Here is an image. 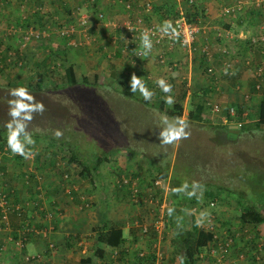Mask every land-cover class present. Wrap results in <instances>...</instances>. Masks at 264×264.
Returning a JSON list of instances; mask_svg holds the SVG:
<instances>
[{
  "label": "rangeland",
  "instance_id": "obj_1",
  "mask_svg": "<svg viewBox=\"0 0 264 264\" xmlns=\"http://www.w3.org/2000/svg\"><path fill=\"white\" fill-rule=\"evenodd\" d=\"M83 1L86 0H0V69L4 74L6 73L11 77L10 86H0V144L2 142L4 143L3 148L0 149V206H3L6 203L3 208L0 207V211L2 209L5 211V217L0 218V264H65L66 258L70 256L73 260V263L71 264H80L85 254H83L79 249L69 252L63 246L66 241L71 242V237H74L73 239L77 240V242L81 240L78 236H72L75 235L76 231L79 233L82 232L85 235L82 237V240H89V243H92L91 237H88L86 234L91 228L97 227L100 220H103L98 212V208L101 207L100 204H97L98 207H94L96 203L89 204V208H86L83 204H81L91 202L90 200L81 199V196L88 195H86V192L80 186V177L75 178L76 175L79 176L82 170L80 165L89 166L94 164V161L98 156L103 158L105 157L106 167L108 166L109 168H113L114 172H116L115 175L117 177L113 176L116 182L117 179L120 181L119 177L122 176L124 179L129 180L130 183L135 184L134 189L135 191L138 190V194L136 195L135 200L131 199V203H133L134 206H137V210L135 209L133 214L135 213L136 219H141L143 221L142 225H146L147 227H151L152 224L150 223L154 220L153 225L155 226V230L157 232L154 238L143 237V241L156 246L157 254L160 255V258L153 260L151 264H168L174 256V248L171 244L172 236L169 234V232L172 231V226L169 222L170 218L166 212L168 209L167 198L171 190L169 184L170 181L168 180V183L166 180L165 183L162 184L165 193L163 190L159 191L160 188L156 189L152 182L158 180V172H156L157 170H155V167L150 161V155L153 154L155 155L156 161L159 162L158 156L159 159L162 160L161 155L164 153L168 154V150L162 144H159L161 142L158 137L152 138V136L146 133L143 134V132L139 130H135L134 136L129 138L127 120L119 117V100H112L111 102L106 103L102 98L104 92L95 86L97 81L95 82L94 77L98 79V84L109 86L116 92L121 91L123 86L130 89V77L127 78V74L124 76V72H128L127 70H129L130 66L124 68L123 70L118 69L120 65L115 64L116 60H114L115 57L113 55L115 52L114 45H110V49H108L102 41L99 42V24L101 23L99 15L101 14H99L98 10L100 7H97V3L95 4V1L93 2V7L85 9L86 6L83 5ZM231 1L234 0H224L225 7H233V4L230 3ZM236 1L241 2V0ZM253 2L254 1H252V3ZM188 4L190 5V3ZM67 9L69 10L68 15L66 14ZM244 9H246V7H244ZM252 9H254L253 12L255 13L256 19L257 17H264V7H252ZM259 10L261 11L259 12ZM35 11H38L41 14L40 16H44V20H50V23L46 24V30L42 31L45 39L43 41H41V39L37 40V33L30 32V30V36L25 37L23 40L21 39V43V40L17 35L11 34L16 17L20 15L23 19H25V17L28 16V19L34 22L36 18L34 15ZM182 11L189 19L191 18L188 11L184 9H182ZM217 13H220V11ZM222 13L225 14L223 16L239 15L234 12L226 13L225 11H222ZM123 14L124 13L122 12L120 15L122 16ZM60 16L68 19H62ZM83 16L88 19L86 36L90 39L89 44H82L84 45L82 47L77 46L68 48L66 45L65 48L62 47V41L64 40L61 39L62 37L59 36V34H56V36L54 35L57 27L63 29L68 26H74L77 29V37L75 41L80 40L82 43L84 39L80 35L78 19ZM130 16L132 15L126 14L124 20H131L127 19L130 18ZM192 20L195 23H198L196 17ZM201 20L203 21L201 25L206 27L211 26L209 19L206 20L205 18H202ZM216 20L223 21V18L218 17ZM250 24L252 26L254 25L253 30L256 33L251 37H256L259 34L264 35V25H261V23L256 25L255 22ZM223 25H220L221 28H214V39L219 37L216 35L217 32H224L228 30ZM37 31H39V29ZM102 35L106 36L107 34L101 33V37ZM29 38H35L36 41L31 42V39ZM106 40L108 44L112 42L110 38ZM248 49L250 50L247 54L252 57V59L247 60L248 64L246 66L243 63L244 61L240 59L238 65L239 68L235 69L236 73H238L236 80L234 77L230 79L226 77L221 78V80H226L227 83L232 85L233 97H236L240 104L246 103V107H250L251 105L255 106L261 97H264V82L259 83L260 87L257 89L255 87V83L258 81L255 80L254 76L255 67L264 63V46L259 45L254 48L253 46H248ZM174 50L175 49H173L171 53ZM151 51L154 54L148 56V59L152 58L153 63L158 69H163V72L166 71V75H164L166 76L165 79L172 81L173 85L176 87L173 88L171 93L174 103L172 105L166 104V94L157 93L154 90L156 84L154 83L152 86L149 82L150 85L148 89L154 93L152 99L147 101L151 108H145L140 102H135L133 100L130 102L128 100L127 103H130L128 109H130V111H125L124 115L130 116L131 112L134 121L135 116L139 117V112L147 113V115L150 114L154 119V122H156L161 128V122L164 117H167L169 120L172 119L168 116L167 111L171 110L173 105L181 100V95L184 90L182 89L183 86L180 82L183 81L182 77H185L184 71H186V66L177 65L174 69L173 63L172 65L167 64V54L165 55L163 63L157 60L160 54L165 53L164 48L157 51L158 55L156 58L154 56L156 52L154 50ZM63 52H65L64 55ZM103 52L105 54H103ZM210 52L212 51L210 50ZM16 53L17 55H15ZM54 53H56V55H53ZM199 54V56L202 55L201 53ZM203 55H205V53H203ZM17 56L20 59H17ZM48 56L51 57L48 58ZM137 56H142L141 50L138 51ZM139 61H132L134 66H132L129 70L130 72L135 70V73H137L139 69L135 68L140 66ZM223 61L228 60L224 59ZM18 62L21 63V66L17 65ZM68 66H72L74 68L79 81L78 85L75 87H69L65 82L64 70ZM203 66L204 65H200L199 67L204 71L206 68ZM164 67L166 68L164 69ZM216 68L218 71L220 70L219 67ZM120 71L122 75H119ZM157 72L159 73V71ZM176 72L180 75L173 78V75ZM38 74L43 77L42 85L45 87L43 88L45 89L43 91H37L34 87V84L37 83ZM231 75L233 76L234 73ZM138 77H143L144 82L148 81L144 75H140ZM149 77L151 79H155L160 77V75H152ZM237 86L239 88H236ZM17 87H26L29 93L33 94L38 101H42L45 105V111L43 114L34 113V118L29 124L28 130L31 132L33 139L35 140V145L30 147L35 155L28 159L19 155H13L7 147V130L4 125L10 119L8 116V101L13 99V97L9 95V91ZM246 94H249L250 97ZM116 95H118V93ZM134 95L135 97L137 96L136 98L139 96L140 98L138 99H143L139 92ZM248 98L252 100L249 102L246 101ZM185 99V105H183V107L186 108L183 114V119L188 123V129L186 130L190 132V137L188 139H182L178 143L169 146L171 149V154H169V176H171L173 168L175 171H178V169L183 170V160L196 156L200 157L199 164L210 167L211 172L213 173V178L216 177V183L229 187L231 191L233 190V192L246 190L245 186H243V182L239 181L238 178L243 180L240 178L241 173L246 169L250 170L253 166L257 167L259 170H264V143L259 145V143H257L258 141L254 138L253 140H251V138L247 139L245 142H243L242 139H228L227 137L226 138L228 140H226L225 136L221 135V133L217 131L212 136L204 134L203 131L198 132L195 126L197 121L194 124H190V120H188L187 115L189 112L195 111L194 106L199 101L200 104L203 102L204 105L207 101L215 103L213 95L204 93L201 94L199 99H191L189 101H185ZM161 101L164 102V107L160 110L159 103ZM213 105L215 104H211L210 106L208 105L207 107L205 105V108L203 107L202 109H207L209 111L208 108H213ZM224 110L225 107L221 106L219 110L220 112L215 113L217 115V119L220 117L219 113ZM202 113L198 115V117L203 120H201V123H204L205 125L212 124L213 126L220 125L219 123H214L208 120L210 118V114L204 112L202 115ZM143 118L147 120L148 117L144 116ZM123 121L124 123H121ZM57 129L63 133L62 137L59 139L54 136V132ZM139 137H142L143 139ZM131 138L139 140V143L143 144H132L130 141H133V139ZM143 140H145V143ZM229 140L232 142H229ZM154 143L156 146L153 149L152 146ZM132 147L133 149L135 148V151L130 150ZM72 154L77 157L79 156L80 160L76 159L74 162H68ZM43 156L57 159L56 166L53 167L52 170L56 180L61 179L56 175L58 174V171H62L64 172V175L68 174L70 176L72 174L71 176H73L74 180L79 181L80 187L77 189L76 193L71 192V189L67 187L64 188L67 192L61 193L59 190V193L54 194V196H52L50 192H45L46 195L44 194V190L47 188L45 184L48 182V179H50V176L47 175L50 174L51 171L44 172L34 170V166L38 165ZM127 157L129 158L130 163L126 161ZM66 162H68V164ZM132 163L147 166L140 168V165H137L132 168ZM2 168H4L5 171L2 170ZM100 170H102V173H105L104 168H101ZM262 172L264 171H261V173ZM4 174L14 175L15 180L10 181V184H8L9 180H7V183H4ZM2 175H4L3 178L1 177ZM24 176L25 179H28L31 176L36 178L35 189L30 188V191L26 192V189H24L26 187L25 184L33 186L34 181H28V183L25 181V183L22 182L24 185L23 188L21 186V181L24 180ZM141 177L144 179V182L140 185ZM185 179L188 178L186 177ZM189 179L192 181L191 178ZM245 179V185L249 188L250 195L253 196V192L257 188L259 178L256 175H251L245 176ZM130 185L131 184H129V186ZM8 187L14 188L15 192L8 195L6 193ZM110 189H112V191L115 190L118 194V190H116L118 189L117 187H111ZM108 193L109 191L106 189L105 194L107 195ZM221 193L225 200L222 201L221 204L217 202V205L213 208L209 205L201 208L200 206L203 205V201L201 199V195L197 194V205L193 208L187 207L185 210V217L188 219L190 215H194L197 225L201 229H205L207 226L206 220L212 213L214 214L215 219L211 221L210 224L213 225L218 221L221 223L225 222V228H228L230 232H242L241 241L239 243L236 242L237 244L233 251L235 252L236 257L232 255V258L235 257L237 262H244L246 252L251 250L246 248L248 245L245 241L247 239L246 235L250 233V228L243 227L240 224L239 217L242 209L237 205V196L234 193L228 194L225 190H222ZM57 196L60 197L62 203L67 201L68 204H74L72 213L71 211L69 213L63 211L62 214L65 215L64 217L60 214L57 208H53L51 206L52 201H57ZM19 198L23 203H18V208L13 207V200H17ZM71 198H73L72 201L70 200ZM256 198H259V195H257ZM75 200L78 201L75 202ZM8 205L9 208H16L18 211L23 209L26 214L27 208L35 209L33 212L34 215H38L40 210L43 212L45 206L47 210H44V213L38 215L37 217V222L42 219L41 223L43 226L39 228V226L35 225L36 222H33L30 218L26 219V217L23 218L21 214L19 215L11 213L10 211L8 212L5 209ZM133 205H131L132 208L134 207ZM111 206L112 204L108 203L107 207L109 210L114 209ZM89 213H91L89 217L93 221L90 225L86 219ZM156 216L158 217L157 220H155ZM72 219H75L78 223L81 221L85 226H80V230H77L74 226L75 222L72 221ZM24 220L28 223V225L24 226V228L29 227L31 229V232H28L26 235H24L20 230V221ZM69 220L71 223H69ZM83 220L88 224H85ZM108 224H110V222ZM129 225L131 224H127L128 227ZM164 226L168 227V229L166 230ZM260 226L261 225L257 227V229L260 228V230H258L259 237H261V234L264 235V226ZM141 227L142 226L138 223L137 228ZM55 228L57 231H55ZM38 229L41 230L35 231ZM14 231L18 234L17 239L13 236ZM52 233H54L55 236L53 239L59 238L65 240L63 246L57 247L56 240H51ZM61 233H64L65 237L61 238ZM123 234L126 235L125 232H123ZM34 239L39 241L41 247H44V252L40 254L35 253V251L30 253L26 252L28 250V242ZM244 242L245 246L243 247L242 245ZM258 243L260 242L258 241L257 245ZM93 244L96 245V242H93ZM132 248L134 250H138V252L148 250L146 249L147 247L140 249H135L136 247ZM240 253L244 254V260L239 259ZM126 258L127 257H125L123 261L116 259L111 260L109 258V260L107 259V263L126 264ZM27 259L28 262L25 263V260ZM127 262L132 264L130 259L129 261L127 259ZM107 263L106 260L99 262V264Z\"/></svg>",
  "mask_w": 264,
  "mask_h": 264
},
{
  "label": "crops",
  "instance_id": "obj_2",
  "mask_svg": "<svg viewBox=\"0 0 264 264\" xmlns=\"http://www.w3.org/2000/svg\"><path fill=\"white\" fill-rule=\"evenodd\" d=\"M95 1H94L95 4L97 3V7H100V9L98 10L99 14H103V20L99 24V33H100L98 34L99 42L102 41L105 44V47L108 49H110L109 47L110 45H114L115 52L113 55L115 57L114 60H116L115 64L120 65L118 67L119 70H123L124 68H127L129 66H130L129 67V70H130L132 66H134L133 62L135 60L136 61L140 60L139 61L140 66L138 68H135V69H139L137 73H135V70H132V71L137 76L144 75L145 78H147L148 81H145V83L148 88L150 85L149 82L153 86L154 80L160 77L165 79L166 76L164 75H166L165 74L166 71L163 72V69H158L153 63L152 58L148 59V56H150L151 54L152 55L154 54L152 51L147 57L143 55L140 57L137 56L138 51L140 50L143 51L140 48V44L138 45L134 44L133 46H129V48L126 51H124L123 49L125 45L124 34L123 32L115 29L114 27L117 24H121L124 21H126L124 20V17L126 14L132 15L130 16V18H127V19L132 20L133 18H136L139 16V17H143L145 22H153V23H159V24H163L166 19L172 18L173 15L175 14L177 15L179 11H181L182 9L188 11L191 17L193 18L196 17L198 24L200 26H203L205 29L204 34H201V36L196 40V42L190 48L177 46L172 53L166 52L167 54L166 58L168 61L167 64L172 65L173 63L174 69L177 67V65L186 66L185 68L186 71H184L185 77H182L183 81L180 82L183 86L182 89L184 90V93L186 92L185 101L186 100L189 101L191 99L193 100L199 99L201 94H204V93H208V95L212 94L213 100L215 101V103L209 101L205 104L206 107L208 106V104H215V105H219L220 107L221 106L225 107V110L219 113L220 117H218V119L216 118L217 115L215 114L217 113V111H214L212 108H208L210 112L207 109H202L201 113L203 112L202 115L204 114V112L207 114H210V118L208 120L214 123H219L221 126L226 127L227 129L230 130L231 125H227L230 121L226 119L227 118L226 108L229 106L231 107V105L234 103L240 104V102L236 99V97L234 98L232 95V85L227 83L226 80L224 81L221 80V78L228 77L225 74L226 73L225 67L233 69V71H235L236 73L235 69L239 68L238 65H239L240 59L244 61L243 63L245 66L248 64L247 60L252 59V57L248 56L247 54L248 51L250 50L248 49V46H250L249 39L252 35H255L256 33L253 30L254 25L252 26L250 23L255 22L256 25H259L260 23L261 25H264V17H257L258 19L257 20L255 18V13L253 12L254 9H252V7H264V0H241V2L236 1V0L231 1L230 3L233 4V7H231V9L234 10L232 12L239 14V15H232V16H223L225 14L222 13V11H224L227 8L225 7L224 0H95ZM145 1H148L150 3V7H151L150 15L144 12L143 7H144ZM252 1L254 2L252 3ZM126 3H130L131 5L130 11H126L125 7H123ZM188 3H190L191 6ZM83 5H86L85 9H87L88 7H92L93 3L83 1ZM244 7H246V9H244ZM261 10H259V12ZM218 11H220V13H217ZM122 12L124 14L121 16L120 14ZM66 14L67 15L69 14L68 9H67ZM60 17L62 19L65 18L62 16ZM218 17H222L223 21L216 20ZM202 18H205L206 20L209 19L211 26L206 27L204 25H201V23H203V21L201 20ZM65 19H68V18H65ZM220 25L225 26L228 30L224 32L221 31L222 32L221 37H217L214 39L213 38L214 36L213 34L215 32L214 28L215 27L221 28ZM247 25L249 26V28ZM101 33H106L107 35L106 36L102 35L101 37ZM82 38L85 41L86 37L84 35H82ZM109 38L112 40V42L108 44L106 39H109ZM219 38H222V39H219ZM159 49L161 50V48L154 47V46L152 47V50L156 52V54L154 55L155 58L158 55L157 51ZM204 49H206L205 55H203ZM209 49L212 52H210ZM199 53H201L202 55L199 56L200 55ZM103 54L105 53L103 52ZM224 59H227L228 61H223ZM200 65H204L203 67L206 68V70L204 71L201 70L199 67ZM216 67H219L220 70L218 71ZM165 68L166 67H164V69ZM129 70H127L128 72H124V76H126V74L128 75L127 78L129 77L131 78V75L133 73V72H130ZM157 71H159V73ZM151 74L153 76L160 75V77L151 79L149 77V76H152ZM119 75H122L121 71L119 72ZM178 75L180 74L176 72L173 75L174 76L173 78H175ZM165 80L168 83H170L173 86V88H176L173 85L172 81H168L167 79ZM236 88H239V87L237 86ZM154 90L157 93L162 92L161 89L157 85H155ZM246 95L250 97L249 94H246ZM138 98L140 97L138 96ZM139 100H144V99H139ZM251 100L252 99L248 98V101H251ZM183 105H185V102ZM199 105H200V101L196 103L194 108L196 109V107ZM203 107L205 108V106ZM183 108L185 111L186 107H183ZM202 121H200L199 124L202 125V127L206 126L204 123H201ZM191 123L193 122L190 120V124ZM126 161L130 163L128 157ZM56 162H57V159L55 158L53 159L52 157L49 158L47 156H43L42 160L38 163V165L34 166V170L36 171H44V172L51 171V173L47 175V176H50V179H48V182L45 184L47 188L45 189L46 191L43 189L44 194L45 192L46 193L50 192L52 196H54V194L59 193V190L61 191V193L67 192V190L66 191L64 190V188H67V187L71 189V192L76 193L77 189L81 186V188L86 192V195H88V196H81V199L90 200L91 202V203H81V204H83L84 207L86 208H89V204L96 203L94 207H98L97 204H100L101 207L98 208V212L100 214L101 219H103V220H100V222H98L97 227L91 228L87 234L85 233L88 237H91L92 243H89V240H85V239H83L84 240L83 241L82 237H84L85 235L82 232L79 233L78 231H76L75 235H72V236H78V238L81 240L77 242V240L73 239L74 237H71V242L66 241L65 245L63 246V243L65 242V240L59 239V238L53 239L55 236H54V233H52L51 240L52 239L54 241L56 240L57 247L63 246L69 252L74 251L76 249L81 250L82 253L85 254L81 260L82 264H99V262L102 260H106V263H107V259L109 260V258H112L111 256L112 250L106 249V248L104 249L103 247V251L105 255L104 257L99 259L97 258V255H98L97 252H100V251H98L97 243L95 245L93 244V242H96V237L99 231H102L104 228L109 229L110 227L119 228L121 229L122 233L123 232L126 233V235L123 234L124 245L125 247L128 248V254L124 256V257H127L125 259L126 264H129V262H127V259L129 261V259H132L133 255L138 252V250H134L132 247H136L135 249H140L144 247L145 248L147 247L146 249H149L152 247L151 244L143 241V238L141 237L140 232L137 229H134L132 227V222L136 219L135 217L136 214L135 213L133 214V211L135 209L137 210V206L136 205L134 206L133 203H131L132 201L130 199V194L127 189L118 188L116 186L115 183L119 181L117 179V182H116V180H114L113 178V176L117 177L115 175L116 172H114L113 168H109L108 166L106 167V161L105 162L103 161L101 163L99 170L96 173L97 175L95 174L93 176L84 177L81 175L82 171L80 172L79 176L76 175L75 178L80 177L81 179L80 186H79V181L74 180L73 176H71L72 175L71 173H70L71 174L70 176L68 174H66L67 175L66 176L64 175V172L58 171V174L56 176H58L61 179L56 180L55 175L52 173L53 167L56 166ZM68 162L66 163L68 164ZM137 165H140V168L147 166L143 164L132 163L131 167L133 168ZM80 167L81 169H83L84 166L80 165ZM101 168H104L105 173H102V170H100ZM63 175H64V179H63ZM25 176H24V179H25ZM35 179L36 178L34 177L33 186L25 184L26 185L25 188H24V185L22 184L24 180L21 181V186L24 189H26V192H29L30 188L31 189L36 188ZM143 180L144 179L141 177L140 185L141 183L144 182ZM166 180L170 181V176L167 177L165 181ZM29 181H32L30 177H29ZM74 183L76 184V186ZM111 187L113 188L117 187L118 189L116 190H118V194L115 192V190L112 191V189H110ZM170 187H171V184H170ZM106 189H108L109 191L107 195L105 194ZM40 192H41V188H40ZM57 197H58V199H56L57 201H52L51 206L53 208H57L61 215H63L62 214L63 211L67 213L71 211L72 213L74 204H68L67 201L65 203H62L60 197L59 196ZM70 200L72 201L73 198H71ZM77 201L78 200H75V202ZM20 202L22 201L19 198V203ZM108 203H111L112 204L111 207L114 209L109 210L107 207ZM103 205H104V208H103ZM131 205H133L134 207L132 208ZM26 210H27V214L25 215L26 219L30 218L31 220H33V222H36L35 225L41 228V226H43L41 223L42 219H40L37 222V217L38 215L44 213V210L45 211L47 210L46 207L44 206L43 212L42 210H40L38 215L33 214L35 209L27 208ZM90 214L91 213H89L86 217L89 225L92 224L93 222L92 219L89 217ZM63 216L65 217V215ZM72 221L75 222L74 226L76 227L77 230H80V226H85L81 221L79 223L76 222L75 219H72ZM87 222L84 221L85 224H88ZM109 222L110 224H108ZM69 223H71V221ZM127 224H131V225H129L128 227ZM222 224L226 225L225 222H222ZM261 226H264V224H261ZM165 228L166 230L168 229V227H165ZM258 230H260V228ZM55 231H57L56 228H55ZM172 233H173L172 231L169 232L170 235H172ZM246 236L247 237L251 236V233H248ZM60 237L61 238L65 237L64 233H61ZM261 237H264V235L261 234ZM27 247H28V250L26 252H29V253L32 251H35V253L40 254L45 251L44 247H41L39 241L36 239L32 241L30 240V242H28L27 244ZM246 248H250V246L249 247L247 246ZM253 250L254 251L252 252V255H254L257 260L255 261L251 260V254H250V251L248 250L245 254L246 255L245 261L237 262L235 258L236 257L235 252H233L232 255L235 257L233 258L232 264H264V244L258 243V245L255 246V249ZM120 261H123V260H120ZM71 263H73L72 257L71 256L67 257L65 264H71Z\"/></svg>",
  "mask_w": 264,
  "mask_h": 264
},
{
  "label": "trees",
  "instance_id": "obj_3",
  "mask_svg": "<svg viewBox=\"0 0 264 264\" xmlns=\"http://www.w3.org/2000/svg\"><path fill=\"white\" fill-rule=\"evenodd\" d=\"M34 15L36 16L35 18L36 21L34 20V22L30 21L28 19V16L25 17V19H23L22 16L18 15L13 25V31L11 32V34L17 35L18 38H20V40L21 39L23 40L25 37L30 36L29 34L30 30H31L30 32L39 33V35H41L42 31L46 30L47 28L46 24L50 23V20L49 21L44 20V16H40L41 14L38 11H35ZM176 17L177 15L175 14L173 15L172 19ZM192 19L193 17H191L188 20L192 22L193 21ZM38 29L39 31H37ZM56 30L54 33L55 36L56 34H58L56 33ZM29 39H31V42L36 41L35 38H29ZM39 39L43 41L45 38L42 36H39L37 40ZM61 39L64 40L62 41L61 46L65 48V45H66V47H68L67 37L64 35ZM22 40H21V43H22ZM64 54L65 52H63V55ZM15 55H17V53ZM53 55H56V53H54ZM50 57L51 56H48V58ZM17 59H20V58L17 56ZM17 65L21 66V63L18 62ZM256 71L257 69L255 67L254 74H256ZM225 72H226L225 74L228 76L227 78L230 79L234 77L236 80L237 73H235L233 69L225 67ZM232 73H234L233 76L231 75ZM64 77H65V82L68 84L69 87H75L79 83L76 73L74 71V68L72 66H68L64 70ZM10 78L11 77L8 74L6 73L4 74L2 70L0 69V86H3V87L10 86L11 85ZM37 78H38L37 83L34 84L35 90L37 91L45 90L43 89L45 87H43L42 85L43 77L38 74ZM261 78H264V76L259 77V79ZM94 79H95V82L97 81V83H95V86H97V88L101 89L104 92V95L102 98L106 103H109L112 100H117V99L119 100L120 102V107H119L120 116L119 117H122L124 120H127V130H129L128 132L129 138L134 136L135 130H139L143 132V134L146 133L152 136V138L158 137V134L161 128L160 126H158L156 122H154V119L151 117L150 114L147 115V113L139 112V117L135 116L136 120L134 119V121H133V116L131 115V112H130V116L124 115L125 111L127 112L130 111V109H128V106L130 104V103L129 104L127 103L128 100L130 102L132 100L135 102L136 101L140 102L142 103V105H144L145 108L150 107L147 101L139 100L138 98L135 97L133 93H131L130 89L124 86L121 91L116 92L109 86H106L104 84H98V79L96 77H94ZM259 83H260L259 81L255 83V87L257 84L259 85ZM255 87H254V90H255ZM117 93L118 95H116ZM160 93H163V92H160ZM184 99H185V93L183 92L181 95V100L178 103L174 104L171 110L167 111V114L170 118H174L177 116H181V117L183 116ZM201 103L202 104L196 107L195 111H191L187 115L188 120L193 121V124L196 121H198L197 123H195L196 129L198 132L203 131L204 134L212 136L217 131V132H220L221 135L225 136V138L227 137L228 139L230 138H236L237 140L242 139V141L245 142L247 139L251 138V140H253L254 138L256 141H258L257 143H259V145H261V143H264V97H261L260 101L256 103L255 106L251 105L250 107H246L245 106L247 105L246 103H243V104L234 103L232 105L230 104L231 107L236 112V119L238 121H241L242 123L241 128L239 129V133L236 135L230 133V131L226 127H223L221 125H217V126L206 125L202 127V125L199 124V122L201 121V118L198 117V115L201 113L202 108L205 105L203 102ZM162 107H164L163 101L159 103L160 110ZM229 108L230 106L227 107L226 109H229ZM144 116L148 117L147 120L143 118ZM121 123H124V121ZM0 138H1V135H0ZM139 138H142V137H139ZM227 138L226 140H228ZM131 139H133L134 141V142L130 141L132 144H137V145L143 144V143H139V140H134V138H131ZM143 142L145 143V140H143ZM229 142H232V141L229 140ZM3 144H4L3 142L0 144V149L3 148ZM159 144L161 145L162 143H159ZM155 146L156 144L154 143L152 148L154 149ZM163 146L167 148L168 154H165V153L162 154L161 155L162 160H160L158 156L159 162L156 161L155 155L152 154L150 155V161L155 167V170H157L156 172H158L157 174L158 180L165 181V179L169 177V173H170L169 172V169H170V160H169L170 155L169 154H171V149L169 146H172V144L163 145ZM134 149L133 147L130 148V150L132 151H135ZM76 159H79V156L77 157L76 155L72 154L69 161L74 162L76 161ZM103 161H106V158L98 156L95 159L94 164H91L89 166L82 165L84 167L81 170L82 171L81 175L84 177L95 175L98 172L99 167ZM199 161H200V157L193 156L192 158L183 160L182 167L184 171L180 169H178V171H175L174 168H173V171H171V176H170L171 190L167 198L168 209L166 212H167L168 217L170 218L169 222L172 226L171 229L173 233L171 235L172 236L171 244L174 248V256L173 258H171L169 264H200L199 254L203 253L204 251L209 250V248L212 246H215L216 248H218L219 245H222L218 240L216 239L215 241L213 240V235H214L213 232H207L201 229L197 225V221H196V218H194V215H190L188 219H186L185 217L186 208L187 207L193 208L195 207V205H197V201H198L197 194L201 195L203 205H201L200 207L202 208L206 205H209L210 203H214V205H217V202H219L221 204L222 201L225 200L221 193L222 190L223 191L225 190L226 192H228V194L234 193L237 196V199H238L237 205L240 206L242 209L241 215L239 217L240 224L243 227H246V228L249 227L250 228L249 232L250 233L252 232L251 236L247 237L246 244L250 246L249 249H251L250 250L251 260L252 261L257 260L255 256L252 255V252L254 251L253 249H255V246L257 245L258 241L261 244H264V237H259L258 232H257L258 231L257 227L261 224H264V172L261 173V171H264V170H259L257 167L253 166L250 170L246 169L245 171H243L240 175V178L243 180H240L239 178L238 180L243 182V186H245L246 190L241 191V192H233V190L231 191L229 187L222 186L221 184L216 183L215 182L216 177L213 178L212 176L213 173L211 172L210 167L199 164ZM2 170H4V168H2ZM4 175H2L1 177L3 178ZM251 175H256L259 178V181L257 183L258 184L257 188L253 192L254 195L252 194L253 196L250 195L249 188L245 185V182H246L245 176H251ZM186 177L188 179H185ZM189 178H191L192 181H190ZM4 179H5L4 183H7V180H9L8 184H10V181L14 180L15 176L6 174ZM30 179L33 180L34 176H31ZM24 181L28 183L29 178L24 179ZM153 183L154 182H152V184ZM185 184H187V188L180 192H177V190L181 189L182 186ZM116 186L118 188L127 189L130 194V199H131L130 187L121 185L119 181L116 183ZM12 192H15L14 188L8 187L6 193L9 195ZM189 193H191V195H189ZM257 195H259V198H256ZM18 203H19V199L13 200L12 206L17 207ZM12 210L14 211L15 209H12ZM170 210H171V213H170ZM20 212H21L22 217L25 218L26 213L23 211V209H21ZM16 213H18V210H16ZM157 219L158 217L156 216L155 220ZM141 221H142L141 219H135V221L132 223V227L134 229H137L140 232V235L142 236V238L143 237H148V238L153 237L154 238L157 233L155 230V226L153 225L154 220L150 223L152 224V226L148 227L147 231L144 232V234L142 233L141 228H137V226L135 225V223L137 224L139 223L140 225H142L143 221L142 222ZM27 225L28 223L26 222V220L20 221V230L22 231L23 230L22 228H24V226H27ZM216 228L217 230L215 229L216 231L214 230V233L215 235L216 234L218 235V237L221 239V242L225 240L224 239L225 236H227L226 238H233L234 242H233L232 249H234L235 245L241 241L242 232L241 233H239L238 231L230 232L228 228H225V224H222L220 221L217 222ZM28 229L30 228L28 227ZM36 231H39V230H36ZM13 236L15 239H17L18 234L14 231ZM96 243L98 246V251H100V252H97L98 254L97 258L99 259H101L105 255L103 251V247L104 249L106 248V249L112 250V253L116 251V254L114 255V257L110 258L111 260L112 259L123 260L125 258L124 256L127 255L128 248L125 247L124 245L123 233L121 229L119 228L110 227L109 229L104 228L102 231H99L96 237ZM242 246L243 247L245 246V242ZM138 253L139 252L134 254L132 259H130L132 264H143L145 262L147 264H151V262L155 258L154 250L152 248H149L146 251V256L143 259H140V260L138 259L139 258L137 256ZM232 253H233V250H232ZM232 262H233V258L231 254L229 257L228 264H232Z\"/></svg>",
  "mask_w": 264,
  "mask_h": 264
},
{
  "label": "built area",
  "instance_id": "obj_4",
  "mask_svg": "<svg viewBox=\"0 0 264 264\" xmlns=\"http://www.w3.org/2000/svg\"><path fill=\"white\" fill-rule=\"evenodd\" d=\"M92 2V1H91ZM89 2V3H91ZM125 10L126 11H130L131 9V5L130 3H126L124 5ZM144 12L148 13V15L151 14V7H150V3L148 1H145L144 3ZM226 13H230L232 11H234L231 8H226L224 10ZM99 18L101 19V21L103 20V15H99ZM165 21H170L172 26L179 32V37H170L167 35H164L161 31H160V27L163 24H159V23H153V22H145V20L143 19V17H136L133 20H126L121 24H117L114 28L123 32L124 34V38H125V45H124V51H126L129 46H133L140 44V40L139 37L141 35L142 32L144 31H148L151 37V40L153 42V46L154 47H158V48H164L165 49V53H162L158 56V60L161 61L162 63L165 60V55L166 52H171L173 49H175L177 46H181V47H192L193 43L196 41V39L199 37V35L204 34V27H201L199 24L195 23V22H191L187 19V16L185 13H183V11H180L178 13V16L174 19H166ZM87 25H88V21H87V17L83 16L80 19H78V26L80 28V35H84L86 37L85 41L82 43L79 41H75L76 39V35H77V29L74 26H68L66 28H59L57 27L56 33H58L61 37H63L64 35L67 37L68 41H67V46L68 47H80L82 46V44H89V40L86 36L87 34ZM131 30V31H130ZM217 36L221 37V32H217L216 33ZM39 36H44V33L42 32L41 35H39V33H37L36 37L38 38ZM249 45L250 46H264V35H257L256 37H251L249 39ZM203 52H206V49L203 50ZM257 71L256 74H254L255 76V80L259 81L260 83L264 82V78L259 79L260 76H264V63L258 65L256 67ZM259 85H256V88L259 89ZM209 106L211 104H208ZM220 106L219 105H213V110L220 112ZM222 111V110H221ZM227 113L228 116L230 117H234L235 116V110L233 108H229L227 109ZM237 127H241V124H237ZM121 183V185L123 186H128L131 189V199L135 200L136 195L138 194V190L135 191L134 183H130L129 180L124 179V177H122L119 181ZM165 181L163 180H156L154 181L153 185L156 189H159V191H164V187L162 184H164ZM129 184H131L129 186ZM7 202V201H5ZM4 202V203H5ZM6 205V203L3 206H0L1 208H3ZM209 206L211 208H213L215 205L214 203H210ZM18 208V207H17ZM5 209L11 213H16V209L13 211L12 208H9V205L7 207H5ZM16 214H21L20 211H18V213ZM5 217V211L4 209H2L0 211V218ZM6 219V218H5ZM161 219V218H160ZM215 219V216L213 214H210L208 219L206 220V224L207 226L205 227V231L207 232H213V240L215 241L218 240L222 245H219L218 248H216L215 246H212L209 248V250L204 251L203 253L199 254V261L200 264H228L229 261V257L232 254V246H233V238H226L227 236H225V240H223V242H221V239L218 237V235L214 233V230L217 226V223L215 224H210L211 221H213ZM7 220V219H6ZM162 220V219H161ZM5 221V220H3ZM2 224V223H1ZM136 226H138L137 223H135ZM163 225V222H162ZM142 233L144 234V232L147 231L148 227L146 225H140ZM31 229L28 228H24L22 230L23 234H27ZM215 230V231H216ZM220 234V233H218ZM154 250V255L155 258L154 260H157L158 258H160V255L157 254V249L156 246L152 245L151 247ZM116 254V251L113 252L112 257H114V255ZM137 256L139 257L138 259H143L146 256V251L142 250L140 251ZM244 255L243 254H239V259H243ZM28 262V259L25 260V263ZM143 264H147L146 262ZM157 264V263H155Z\"/></svg>",
  "mask_w": 264,
  "mask_h": 264
},
{
  "label": "clouds",
  "instance_id": "obj_5",
  "mask_svg": "<svg viewBox=\"0 0 264 264\" xmlns=\"http://www.w3.org/2000/svg\"><path fill=\"white\" fill-rule=\"evenodd\" d=\"M94 1L95 0H86L85 2L93 3ZM187 19L189 18L187 17ZM160 31L164 35L170 37H179V32L172 26L170 21H164L163 25L160 27ZM139 40L140 48L143 50L142 55L147 57L153 47V42L151 40L149 32H142ZM154 83L161 89L163 93L166 94L165 103L168 105H172L174 103L173 97L171 95L173 86L164 78H158L154 81ZM130 90L133 94L139 92V94L145 101H150L154 95V93L146 86L143 77H138L135 73H132L130 78ZM9 95L13 97V99H10L8 101V116L10 117V119L4 125L7 130V147L10 149L13 155H19L21 157H24L25 159H28L35 155L30 147L35 145V140L33 139L31 132L28 130L29 124L34 118V113L43 114V112L45 111V105L42 101H38L33 94L29 93L26 87L13 88L9 91ZM226 119L230 121L227 125H231V128L234 127L239 131L241 127H237V124H240L241 121H238L236 119V112L234 117L228 116L227 113ZM161 123L162 127L159 131L158 138L163 145L176 144L180 140L188 139L190 137V132L186 130L188 129V123L181 116L174 117L171 120H169L167 117H164ZM62 135V131H60L59 129L55 130L54 136L57 139L61 138ZM186 188L187 184L183 185L181 189L177 190V192H180ZM189 195H191V193H189Z\"/></svg>",
  "mask_w": 264,
  "mask_h": 264
},
{
  "label": "water",
  "instance_id": "obj_6",
  "mask_svg": "<svg viewBox=\"0 0 264 264\" xmlns=\"http://www.w3.org/2000/svg\"><path fill=\"white\" fill-rule=\"evenodd\" d=\"M230 132H231L232 134H234V135H236V134L239 133V131L236 130L234 127L230 128Z\"/></svg>",
  "mask_w": 264,
  "mask_h": 264
}]
</instances>
